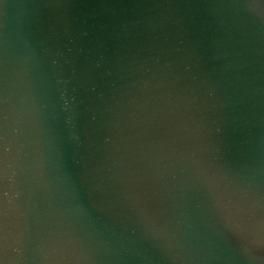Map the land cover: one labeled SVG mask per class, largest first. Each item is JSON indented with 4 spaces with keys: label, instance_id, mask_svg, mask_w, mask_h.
I'll use <instances>...</instances> for the list:
<instances>
[{
    "label": "water",
    "instance_id": "1",
    "mask_svg": "<svg viewBox=\"0 0 264 264\" xmlns=\"http://www.w3.org/2000/svg\"><path fill=\"white\" fill-rule=\"evenodd\" d=\"M252 2L0 0L4 264H264L201 183L227 163L264 211Z\"/></svg>",
    "mask_w": 264,
    "mask_h": 264
},
{
    "label": "snow or ice",
    "instance_id": "2",
    "mask_svg": "<svg viewBox=\"0 0 264 264\" xmlns=\"http://www.w3.org/2000/svg\"><path fill=\"white\" fill-rule=\"evenodd\" d=\"M254 3L253 0L250 6ZM3 176L4 168L0 159V178ZM201 183L211 196L214 211L233 232L251 244L264 245V211L257 215L254 205L240 197L239 193L243 189L240 188L227 163L214 162L209 168L202 170ZM261 208L264 209V205H261ZM7 216L3 188L0 187V253H3L9 244ZM141 219L146 225L154 228L150 208L145 207L141 210ZM51 242L54 247L64 243L58 235H53ZM0 264H4L3 259H0Z\"/></svg>",
    "mask_w": 264,
    "mask_h": 264
},
{
    "label": "clouds",
    "instance_id": "3",
    "mask_svg": "<svg viewBox=\"0 0 264 264\" xmlns=\"http://www.w3.org/2000/svg\"><path fill=\"white\" fill-rule=\"evenodd\" d=\"M251 7L257 10H261V9H264V3H254L253 5H251Z\"/></svg>",
    "mask_w": 264,
    "mask_h": 264
}]
</instances>
